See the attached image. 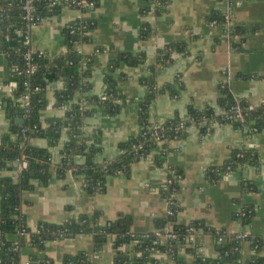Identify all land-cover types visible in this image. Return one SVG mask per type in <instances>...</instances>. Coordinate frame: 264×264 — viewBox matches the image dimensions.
Instances as JSON below:
<instances>
[{"label":"crops","instance_id":"0c3cea01","mask_svg":"<svg viewBox=\"0 0 264 264\" xmlns=\"http://www.w3.org/2000/svg\"><path fill=\"white\" fill-rule=\"evenodd\" d=\"M145 5V0H100L98 7L85 11L64 7L31 31L34 50L57 56L65 50L63 27L78 19L91 20L95 24L90 32L91 41L83 45L82 50L85 55L100 48L103 51H97L92 66L93 89L86 96L105 91L108 63L116 52L146 54L144 64L123 65L120 69L128 76L118 86L125 98L121 111L108 115L100 110L85 120L84 129L89 135L101 134L102 150L97 155L98 161L119 156L122 153L120 143L140 130V105L146 91L141 77L148 73L158 48L173 42L189 41L188 53L176 55L172 65L163 67L158 81L163 86L180 76V92L174 97L161 94L152 102L149 112L152 121L163 123L174 116L185 119L191 105L199 109L211 106L220 113L217 100L219 87L224 83L230 85L242 104L255 107L264 104V0H170L167 10L161 14H144ZM215 12L223 19L228 12L230 29L244 30L235 36L236 46L223 20L211 24ZM143 23L150 24L153 30L148 39L143 35ZM0 75L7 78V64L1 53ZM48 80V106L41 115L43 122L49 117L63 118L66 114V108L56 107L55 92L60 84L54 79ZM5 97L6 93L0 88L1 133L10 127V119L2 108L3 102L7 103ZM77 97L81 98L79 93ZM188 131L185 138L172 143L167 160L183 173L184 179L177 195L180 210L174 222L166 226L171 229L173 223L184 226L199 221L221 232L223 242L231 234L248 231L253 238L261 240L264 255V131L248 138L232 124L219 122L205 135L194 125L189 126ZM65 140L63 136L57 146L50 148L53 164L60 161ZM32 142L48 147L44 138H35ZM252 144H256L258 150V165L245 163L229 172L220 171L215 181L208 179V171L221 168L235 149L250 148ZM166 177L165 167H154L152 160L142 159L134 163L129 174L108 176L104 193L92 194L85 190L81 178L71 173L66 177L54 174L47 184H37L24 193L23 211L32 230H36L42 220L63 223L81 214L99 212L97 221L101 225L124 214L131 232L151 233L158 230L157 219L167 218L168 204L161 194ZM244 207L253 210L245 222L239 217ZM114 238L109 236L98 252L89 234L49 241L45 254L52 260L51 264H65L66 255L79 252L88 253L91 264H114ZM195 246V253L182 246L177 258L167 254L159 260L162 264H195L198 246L203 247L208 257L216 258L221 243L212 234L201 232L195 237ZM122 249L132 252L134 244L126 243ZM31 252V248L23 250L22 263L28 260ZM240 253L242 262L254 254L249 240L242 242Z\"/></svg>","mask_w":264,"mask_h":264},{"label":"trees","instance_id":"16d2710c","mask_svg":"<svg viewBox=\"0 0 264 264\" xmlns=\"http://www.w3.org/2000/svg\"><path fill=\"white\" fill-rule=\"evenodd\" d=\"M88 1H95V8L100 2V0ZM145 1L144 14L151 13L153 10L155 14H161L167 10L170 3V0H154V8H151V0ZM51 2L52 0H34L35 21L38 24L63 9V7L53 6ZM22 4V0H0V53L5 55L7 64V78L3 79L0 75V82L8 83L12 79L18 82L13 96L7 95L4 98L7 105L4 102L2 104V108L10 119V127L0 135V264H23L22 254L25 248L32 249L28 264H51L52 260L45 254L47 242L73 238L80 234L92 235L96 252L102 250L109 236L113 235L116 250L114 264H162L159 259L152 256L156 250L165 251L173 258L178 257L182 246H187L192 252L195 251L196 246L192 247L186 240L191 227L200 228L214 237L219 236L221 232L218 233L201 222L195 221L184 226L173 223L170 230L175 236L166 241H160V237L156 234L157 230L146 234L131 232L130 222L124 214L109 224L101 225L97 221L99 212L93 215L81 214L63 223L42 220L38 223L36 231L29 227L23 211L24 193L33 190L37 184H47L54 174L58 177H66L69 170H72L74 176L83 180L87 192L104 193L108 176L119 173L129 174L134 163L149 154L153 155V166L162 167L168 160L173 148L172 143L185 138L192 124L198 127L202 135L214 129L211 127L214 122L231 123L237 130L247 126L250 135L264 131V104L256 107L242 104L233 94L230 85L224 83L219 87L217 100L218 108L224 113H218L211 106L199 109L191 105L186 120L174 116L155 129L149 114L152 102L161 94L166 93L174 97L180 92V76L163 86L158 81L160 71L163 67L174 63L175 55L188 53L189 41L173 42L158 48L154 62L149 64L150 72L141 77V83L146 91L140 105V130L120 143L122 153L119 156L98 161L97 155L102 150L101 134L94 132L89 135L84 129L85 120L100 110L108 115H116L121 111L125 98L118 86L128 76L120 69L123 65L144 64L147 62V56L145 53L116 52L108 63L105 75L106 99L95 94L78 98V92H90L93 89L92 66L97 51H103V48H100L88 55L79 52L80 45L91 41L90 32L95 24L87 19L71 22L62 29L65 40V50L62 53L50 56L47 52L36 51L28 61L25 57L27 46L23 44L19 33L26 28ZM211 20H217L218 23L224 21L217 12L212 14ZM142 30L147 39L153 34L151 25L148 23H143ZM229 32L232 43L236 46L234 38L244 33V30L237 28L230 29ZM29 64L35 66L33 74L27 72ZM48 79H54L61 86L55 92L56 107L67 106V108L63 118L49 117L43 122L41 115L48 106ZM26 93H30L28 116L24 123L19 124L16 118H21L25 110L20 108L18 99ZM237 107L241 108L243 122L239 120ZM209 127H211L210 131H208ZM156 135L161 137L162 143H158ZM63 136H66V140L61 149V159L53 164L50 148L57 146ZM35 138L46 139L48 147L35 145L32 142ZM23 155L28 161V168L17 175L15 160ZM245 163L259 164L257 148L235 149L230 159L221 168H212L208 171V179L215 181L220 177V171L226 172L228 167L231 171ZM172 167L177 173H182L175 166ZM8 171L11 173L7 174ZM173 189L180 191L177 182L165 188L162 186L163 199L170 197ZM172 208L175 210L173 216L156 220L158 230L174 222L180 206L177 208L173 205ZM243 213L240 212L239 217L245 222L253 214L252 208L244 207ZM134 239H137L134 250L124 251L122 246L132 243ZM247 240L251 242L254 250V254L247 261H241L242 242L237 240L234 233L227 236L221 243L218 257L205 259L196 257L195 264H264L261 240L252 236ZM154 241L158 243L154 245ZM64 262L65 264H91L86 252L68 254Z\"/></svg>","mask_w":264,"mask_h":264},{"label":"built area","instance_id":"2783aa9c","mask_svg":"<svg viewBox=\"0 0 264 264\" xmlns=\"http://www.w3.org/2000/svg\"><path fill=\"white\" fill-rule=\"evenodd\" d=\"M22 2H23L22 8L24 10L23 18H24V20L26 22V28H25V31H19V33L22 36L23 44L25 46H27V50L25 52V57H26V59L28 61H30V59L32 57V54L36 52V50H34L32 48V44H31V42H32L31 31L34 28V26L38 25V23L35 21V9H36V7L34 5V0H22ZM51 3H52L53 6L63 7V8L64 7L77 8V7H74V6H79L77 9L82 10V11H85V10H87L89 8H95V6H96L95 1H88V0H79V1H77V0H52ZM150 3H151L150 4L151 8H154L155 1L151 0ZM151 13L155 14L154 10ZM229 17H230L229 13L227 12L225 14V16H224V22L226 24L228 32H229V30L231 28L230 27V21H229L230 18ZM42 21L40 23H42ZM217 23H218L217 20H212V22H211L212 25H216ZM82 46L83 45L79 46V52L81 54L85 55L83 53ZM39 52L43 53L42 51H39ZM1 54L5 57V55L3 53H1ZM175 57H176V55H175ZM27 72L29 74H33L35 72V66L32 65V64H29V68L27 69ZM149 72H150V70H149V67H148V73ZM17 86H18V82L16 80H13V79L10 82H8V83L0 82V88L6 93V96L7 95L8 96H13L14 90L17 88ZM78 93H79V96H81V98H82V96L83 97L86 96L85 94L87 92H84V93L78 92ZM99 96L102 99H106V97H107L105 91L103 93H101ZM18 102H19L20 108L25 110L24 114L21 117L23 120H25L27 118V116H28L27 108H29V106H30V93H26L24 96L19 98ZM64 108H67V106H64ZM220 111H221L220 113H224L223 110L220 109ZM236 112L238 113L239 120L241 122H243L244 120H243V115H242L241 108L237 107L236 108ZM187 118H185V119L182 118V119L186 120ZM151 122H152V124H153L155 129H158L159 127H161L162 123H156V122H154L152 120H151ZM192 125H194V124H192ZM203 125H205V123H203ZM216 125H217V122H214L211 125V127L214 128ZM194 126H196V125H194ZM211 127H209L208 131H210ZM254 130H255V132L257 131L256 128H254ZM238 131L242 132L248 138H251V136L254 135V133H252L251 135L248 134L249 128L247 126H244L242 129H239ZM0 135H1V132H0ZM156 139H157L159 144L162 143V139H161L160 136L156 135ZM250 148H256V144H252L250 146ZM152 157H153V155L149 154L148 156L143 157L142 159H147V160L151 161ZM152 162H153V160H152ZM15 166H16V168H15L16 174L17 175L22 174L28 168V161H27L26 157L23 155V156L17 158L15 160ZM163 167H165L166 170H167V177H166L165 182L162 184V186L165 188V187H168L173 182H177V184H178V186L180 188L181 184H182V181L184 179L183 174L182 173H177L176 170L167 161L164 163ZM229 171H230V168L228 167V171L227 172H229ZM69 173L72 174V170H69ZM119 174H123V173H119ZM83 186H84V184H83ZM178 193H179L178 189L177 190L173 189V194L170 197L164 198V200L168 204L167 216H173L174 215L175 210L172 208L173 205H175L177 208L180 206L179 202H178V199H177ZM242 214H244V213L242 212ZM36 230H34V231H36ZM188 231H189V233H188V235L186 237V240L189 243L193 244V246H195V237H196V235H198V234H200L201 232H204V231L202 229H200V228L196 229L194 227H191ZM156 234L158 235V237H160L159 238L160 241H166L169 238H173L175 236L167 226H165L162 230H157ZM250 236L251 235H250V233L248 231H240V232L236 233V238L240 242H243V241L247 240ZM215 240L218 243H222L223 240H224V237L219 234V236L215 237ZM132 243L136 244L137 243V239H134V241ZM157 243H158V241H154V245L157 244ZM203 251H204L203 247L202 246H198V248H197V257H203V259L207 258L208 256ZM138 254H141V253H138ZM167 254H168L167 252L162 251L160 253L159 252L153 253L152 256H153V258L159 259L160 257L166 256ZM23 264H28V260L25 263H23Z\"/></svg>","mask_w":264,"mask_h":264},{"label":"water","instance_id":"95a60500","mask_svg":"<svg viewBox=\"0 0 264 264\" xmlns=\"http://www.w3.org/2000/svg\"><path fill=\"white\" fill-rule=\"evenodd\" d=\"M54 86H56V84H53V87H54ZM5 105H7V103H6ZM16 122L19 123V124H22V123H24V120H23L22 118L19 117V118L16 119ZM33 175H34V174H33Z\"/></svg>","mask_w":264,"mask_h":264}]
</instances>
